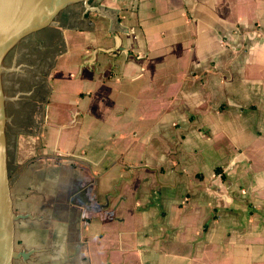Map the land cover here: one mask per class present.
<instances>
[{"label":"crops","instance_id":"crops-1","mask_svg":"<svg viewBox=\"0 0 264 264\" xmlns=\"http://www.w3.org/2000/svg\"><path fill=\"white\" fill-rule=\"evenodd\" d=\"M51 29L15 92L21 264H264V0H89Z\"/></svg>","mask_w":264,"mask_h":264},{"label":"water","instance_id":"water-1","mask_svg":"<svg viewBox=\"0 0 264 264\" xmlns=\"http://www.w3.org/2000/svg\"><path fill=\"white\" fill-rule=\"evenodd\" d=\"M89 0H0V264H21L28 250L21 246L27 184L18 161L22 129L15 105L18 94L8 81L6 56L26 38H35L71 4Z\"/></svg>","mask_w":264,"mask_h":264},{"label":"rangeland","instance_id":"rangeland-1","mask_svg":"<svg viewBox=\"0 0 264 264\" xmlns=\"http://www.w3.org/2000/svg\"><path fill=\"white\" fill-rule=\"evenodd\" d=\"M81 4L82 2H76L71 4L70 6L75 7V6H80ZM47 36H48L47 30L46 29L41 30L35 36V38L30 37L22 40L17 45L16 49H13L7 54L5 60L7 67L10 68V70L7 73L9 77L8 81L10 84H12V87L10 88L12 92L27 91L28 87L31 86L32 84L34 85L35 83L40 84L41 87H43V85L45 86L46 70L48 66H51L50 62L52 61L51 58L49 59V61H46L44 59V56H46L45 49L46 47L50 48V47H54L55 45V44L52 45V42L46 40L48 38ZM38 38L41 39L40 43L35 41V39ZM28 48L29 51L22 53L16 66L10 65L12 63L13 55L15 54V52L19 51L20 49H28ZM31 70L32 72H30ZM35 95L36 94H34V96ZM19 96L20 94H18L17 97ZM21 97H23L24 98L23 100L25 101L22 104H25V106L26 103L27 105L30 104L27 101L28 100L27 96H21ZM22 104L16 102L15 110L17 111L18 108L19 112H21ZM36 112H38V110ZM17 118L20 123L19 127L23 129V124L22 121L19 119L18 114H17Z\"/></svg>","mask_w":264,"mask_h":264},{"label":"flooded vegetation","instance_id":"flooded-vegetation-1","mask_svg":"<svg viewBox=\"0 0 264 264\" xmlns=\"http://www.w3.org/2000/svg\"><path fill=\"white\" fill-rule=\"evenodd\" d=\"M47 33L49 34V37H51V38H54L56 36V32H55L54 29H51V31L50 32H47ZM35 41H37V42L40 43L41 42V39L38 38V39H35ZM19 51H20L19 53H21V55H22V53H24L26 51H29V48L26 49L25 51H24V49H20Z\"/></svg>","mask_w":264,"mask_h":264}]
</instances>
